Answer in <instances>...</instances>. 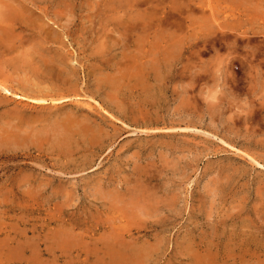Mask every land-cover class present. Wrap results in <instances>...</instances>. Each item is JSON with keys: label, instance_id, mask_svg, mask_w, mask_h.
I'll return each mask as SVG.
<instances>
[{"label": "rangeland", "instance_id": "rangeland-1", "mask_svg": "<svg viewBox=\"0 0 264 264\" xmlns=\"http://www.w3.org/2000/svg\"><path fill=\"white\" fill-rule=\"evenodd\" d=\"M0 43V264H264V0H0Z\"/></svg>", "mask_w": 264, "mask_h": 264}, {"label": "bare ground", "instance_id": "bare-ground-1", "mask_svg": "<svg viewBox=\"0 0 264 264\" xmlns=\"http://www.w3.org/2000/svg\"><path fill=\"white\" fill-rule=\"evenodd\" d=\"M8 1H9V0H8ZM13 16H14V19H15V16H16V15H13ZM13 16H12V17H13ZM22 16H23V15H22ZM12 17H11L10 19H12ZM16 17H17V16H16ZM1 18H2V17H1ZM13 21H14V20H13ZM3 22H4V21H3ZM5 22H6V20H5ZM8 22H9V20H8ZM10 22H11V21H10ZM10 22H9V23H10ZM6 23H7V22H6ZM18 23H19V22H18ZM13 26H14V25H13ZM9 28H10V27H9ZM35 43H37V42H35ZM0 44H2V43H0ZM54 46H55V45H54ZM3 48H4V47H3ZM37 49H38V47H37ZM6 51H7V50H6ZM4 52H5V51H4ZM12 53H13V52H12ZM38 53H39V52H38ZM41 59H42V58H41ZM50 60H51V59H50ZM41 61H42V60H41ZM41 63H42V62H41ZM43 67H44V66H43ZM57 67H58V66H57ZM66 68H67V67H66ZM41 70H42V69H41ZM49 70H50V69H49ZM69 70H70V69H69ZM25 73H26V72H25ZM64 73H65V72H64ZM74 73H75V72H74ZM67 77H68V76H67ZM69 77H70V76H69ZM69 77H68V78H69ZM47 80H48V79H47ZM27 90H28V89H27ZM2 91H4V90H2ZM8 91H9V90H8ZM10 91H11V90H10ZM12 92H13V91H12ZM10 93H11V92H10ZM8 94H9V93H8ZM21 96H22V94H21ZM22 98H23V97H22ZM20 99H21V98H20ZM34 108H35V107H34ZM59 117H60V116H59ZM60 120H61V119H60ZM50 124H51V123H50ZM72 125H73V124H72ZM55 127H56V126H55ZM62 133H63V132H62Z\"/></svg>", "mask_w": 264, "mask_h": 264}]
</instances>
